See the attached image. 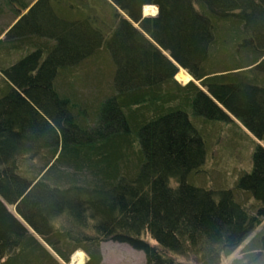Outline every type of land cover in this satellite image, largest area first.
I'll return each instance as SVG.
<instances>
[{
    "label": "trees",
    "instance_id": "16d2710c",
    "mask_svg": "<svg viewBox=\"0 0 264 264\" xmlns=\"http://www.w3.org/2000/svg\"><path fill=\"white\" fill-rule=\"evenodd\" d=\"M107 241L264 264V0H0V264Z\"/></svg>",
    "mask_w": 264,
    "mask_h": 264
},
{
    "label": "rangeland",
    "instance_id": "374dc122",
    "mask_svg": "<svg viewBox=\"0 0 264 264\" xmlns=\"http://www.w3.org/2000/svg\"><path fill=\"white\" fill-rule=\"evenodd\" d=\"M155 13H156V8H154L153 11H148V12H145L142 8L143 16H152ZM3 21L10 23L11 19L8 18V19H4ZM179 72H183L186 76L188 75L186 71L181 67H178L177 73ZM190 78L191 77L189 75L188 77H186V79H183L181 77L178 78L177 75H175V79L181 84L186 83ZM147 239L149 242L153 243V241L150 238ZM239 249L240 247L235 249V251H233L227 257H224L221 260L220 264H229L232 259L238 257ZM100 251L102 254V261L100 264H138L144 261V255L142 251L135 250L124 243H116L111 241L102 242L100 244ZM75 256L77 257L76 259L74 258ZM84 261H85V255L80 251H76L75 253H73L68 264H83Z\"/></svg>",
    "mask_w": 264,
    "mask_h": 264
},
{
    "label": "bare ground",
    "instance_id": "6f19581e",
    "mask_svg": "<svg viewBox=\"0 0 264 264\" xmlns=\"http://www.w3.org/2000/svg\"><path fill=\"white\" fill-rule=\"evenodd\" d=\"M155 8V6H153V5H145L144 7H143V10L145 11V12H148V11H153V9ZM184 73L183 72H179V73H177L176 75H177V77L178 78H183V79H186V77H188V75L186 76L185 74L183 75ZM76 252V251H75ZM74 252V253H75ZM73 255V254H72ZM72 257V256H71ZM75 259L77 258L76 256L74 257Z\"/></svg>",
    "mask_w": 264,
    "mask_h": 264
}]
</instances>
